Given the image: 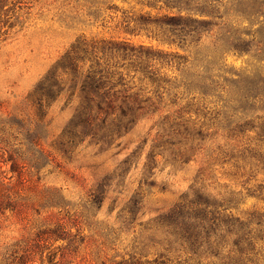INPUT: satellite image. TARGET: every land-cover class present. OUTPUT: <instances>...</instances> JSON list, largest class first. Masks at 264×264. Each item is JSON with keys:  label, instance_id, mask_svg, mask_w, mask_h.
<instances>
[{"label": "rangeland", "instance_id": "374dc122", "mask_svg": "<svg viewBox=\"0 0 264 264\" xmlns=\"http://www.w3.org/2000/svg\"><path fill=\"white\" fill-rule=\"evenodd\" d=\"M4 1L0 14V264L153 261L161 249L151 245L145 226L152 225L191 189H203L217 200L233 199V213L244 219L264 215V167H256L249 158L236 167L233 160L223 162L212 155L229 142L222 129L208 131L203 150L189 163H174L168 154L160 155L148 175L147 156L159 132L152 127L153 121L140 122L119 141L120 147L102 150L86 141L66 153L58 141L78 100L68 106L63 95L40 111L31 98L39 82L78 38L150 44L145 37L124 33L119 26L122 12L156 15L164 11L143 7L139 0ZM151 44L166 52L189 54L178 47ZM210 48L211 37L204 36L201 54L211 57ZM191 60L193 70L205 72L206 58L202 61L193 55ZM254 62L250 56L227 53L225 66L237 78L251 71ZM162 73L169 78L181 75L177 67H166ZM138 76L135 82L139 85ZM194 97L195 104L204 102L200 94ZM178 98L173 110L188 103L186 97ZM166 99L171 103L174 97ZM200 108L193 110L192 119L211 125L206 116L210 108ZM260 116L264 118V113ZM248 138H256V133H246L238 144L247 147ZM139 146V157L123 172L125 160ZM102 183L107 191L99 201L93 194ZM137 192L141 211L131 224L124 221L128 216L121 211ZM258 246L262 253L256 264H264V242L258 241Z\"/></svg>", "mask_w": 264, "mask_h": 264}, {"label": "trees", "instance_id": "16d2710c", "mask_svg": "<svg viewBox=\"0 0 264 264\" xmlns=\"http://www.w3.org/2000/svg\"><path fill=\"white\" fill-rule=\"evenodd\" d=\"M139 4L164 13L123 11L119 26L126 35L145 37L150 44L80 37L31 95L40 111L63 95L68 106L78 100L58 145L66 153L86 141L102 150L120 147L119 141L147 119L159 130L145 164L148 175L160 155L168 154L174 163L192 161L212 128L222 129L229 140L212 155L223 162L233 160L236 167L248 158L255 160L256 167H264V118L260 116L264 113V0H139ZM5 6L0 0V14ZM204 36L211 37V57L201 54ZM154 41L190 55L166 52L152 45ZM227 53L252 57L254 68L237 78L229 75ZM193 55L202 61L206 58L205 72L192 69ZM166 67H177L181 75L169 78L162 73ZM195 94L204 102L195 104ZM172 95L168 103L166 96ZM179 95L188 103L173 110ZM205 106L210 108L206 116L211 125L192 119L193 110ZM252 131L256 138H248L247 147L239 145L240 138ZM141 152L139 146L128 156L123 172ZM202 190L191 189L145 226L151 245L161 249L155 260L124 264H256L262 253L258 241L264 242V215L244 219L233 213V199L217 200ZM106 191V185L100 184L94 198L100 201ZM140 195L135 193L121 211L128 216L124 221L135 222L141 211Z\"/></svg>", "mask_w": 264, "mask_h": 264}]
</instances>
